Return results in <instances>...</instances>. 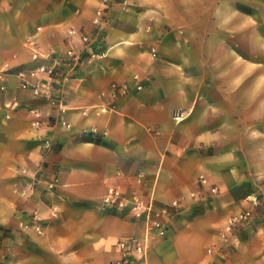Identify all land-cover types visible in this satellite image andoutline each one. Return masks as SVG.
Wrapping results in <instances>:
<instances>
[{
	"label": "crops",
	"instance_id": "obj_1",
	"mask_svg": "<svg viewBox=\"0 0 264 264\" xmlns=\"http://www.w3.org/2000/svg\"><path fill=\"white\" fill-rule=\"evenodd\" d=\"M69 29L100 54L54 91L61 114L17 73L34 66L30 38L58 58L81 48ZM6 65L0 264L119 261L117 242L144 237L145 224L107 209L110 189L168 209L142 264H264V0H0ZM244 210L252 223L223 241Z\"/></svg>",
	"mask_w": 264,
	"mask_h": 264
},
{
	"label": "built area",
	"instance_id": "obj_2",
	"mask_svg": "<svg viewBox=\"0 0 264 264\" xmlns=\"http://www.w3.org/2000/svg\"><path fill=\"white\" fill-rule=\"evenodd\" d=\"M106 9L100 10L93 24L97 28L96 33L100 28L105 25L108 16L106 15ZM41 28H38L40 31ZM69 35L79 36L82 42L81 48H69L62 57L58 58L53 51L42 52L38 47L35 38H30L27 43L31 50V58L34 66L25 71L22 68H18V77L20 79L19 89L23 91H31L32 95L36 99H45L50 105L57 108L59 113L64 114L66 112V106L62 99L55 96L54 91L64 88L71 80L76 78L78 71L82 63L86 58H95L100 53L93 49L94 37L92 35L82 34L75 29H69ZM155 53V49L152 50ZM13 69L9 66H4L0 70V81L3 82L0 85L2 92L7 91L6 76L11 73ZM27 77L35 80L31 83ZM138 79V77H136ZM115 90H119L120 94L126 95L129 92L128 87L114 86ZM137 89H141L139 86ZM13 106H17V101ZM36 117H40L37 111H33ZM182 113L176 112L174 117L176 119L181 118ZM38 124V123H36ZM66 125L65 122L62 123ZM49 145V143H48ZM201 183L204 184L205 180L202 177ZM49 188H54L55 181H51L48 184ZM104 206L107 209H115L127 212L135 220L143 222L145 224V235L142 238H133L131 240H120L117 242L116 247L122 249V258L112 264H142L148 254L149 241L152 235L159 236L160 238L166 237L169 228V218L167 208H157L154 205L153 200L149 202L144 201L139 195H127L121 190L110 189L104 198ZM254 205L259 204L257 197L252 198ZM171 207L174 209L181 208V201H173ZM253 214L250 210L241 211L231 216L227 222L225 229L220 233V238L223 241H227L230 234L252 223ZM212 253V250H210Z\"/></svg>",
	"mask_w": 264,
	"mask_h": 264
},
{
	"label": "rangeland",
	"instance_id": "obj_3",
	"mask_svg": "<svg viewBox=\"0 0 264 264\" xmlns=\"http://www.w3.org/2000/svg\"><path fill=\"white\" fill-rule=\"evenodd\" d=\"M235 44H238V43H235Z\"/></svg>",
	"mask_w": 264,
	"mask_h": 264
}]
</instances>
